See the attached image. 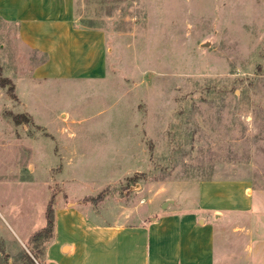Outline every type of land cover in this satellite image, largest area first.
I'll list each match as a JSON object with an SVG mask.
<instances>
[{
    "label": "rangeland",
    "instance_id": "374dc122",
    "mask_svg": "<svg viewBox=\"0 0 264 264\" xmlns=\"http://www.w3.org/2000/svg\"><path fill=\"white\" fill-rule=\"evenodd\" d=\"M18 8L0 0V264H44L59 208L120 215L154 180L240 181L264 206V0H73L102 76L74 56L32 77Z\"/></svg>",
    "mask_w": 264,
    "mask_h": 264
},
{
    "label": "crops",
    "instance_id": "0c3cea01",
    "mask_svg": "<svg viewBox=\"0 0 264 264\" xmlns=\"http://www.w3.org/2000/svg\"><path fill=\"white\" fill-rule=\"evenodd\" d=\"M28 5L19 0L18 37L45 57L30 70L32 77L69 66L74 56L79 72L104 74L103 35L76 23L73 0H34ZM186 184L177 196L166 194L177 185L173 180L140 185L138 196L148 205L127 207L120 215L109 209L59 208L43 263L264 264L260 198L245 195L240 181L200 180L196 188ZM192 187L195 195H190ZM168 197L172 203L165 202ZM244 217L249 225L232 220Z\"/></svg>",
    "mask_w": 264,
    "mask_h": 264
},
{
    "label": "trees",
    "instance_id": "16d2710c",
    "mask_svg": "<svg viewBox=\"0 0 264 264\" xmlns=\"http://www.w3.org/2000/svg\"><path fill=\"white\" fill-rule=\"evenodd\" d=\"M12 90H13V86L10 85V86L8 87V91L12 92ZM14 121H15L16 123H20V115H16V116H14Z\"/></svg>",
    "mask_w": 264,
    "mask_h": 264
},
{
    "label": "water",
    "instance_id": "95a60500",
    "mask_svg": "<svg viewBox=\"0 0 264 264\" xmlns=\"http://www.w3.org/2000/svg\"><path fill=\"white\" fill-rule=\"evenodd\" d=\"M201 47H207L209 45L208 41H204L202 43L199 44Z\"/></svg>",
    "mask_w": 264,
    "mask_h": 264
}]
</instances>
